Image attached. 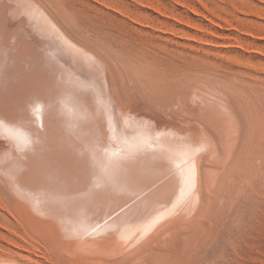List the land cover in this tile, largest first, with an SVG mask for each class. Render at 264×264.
Segmentation results:
<instances>
[{"label":"bare ground","instance_id":"obj_1","mask_svg":"<svg viewBox=\"0 0 264 264\" xmlns=\"http://www.w3.org/2000/svg\"><path fill=\"white\" fill-rule=\"evenodd\" d=\"M48 1L73 26L75 38L45 0H0V227L7 232L0 235V264H180L194 254L195 237L207 236L205 216L233 172L226 156L236 150L225 146L220 126L209 121L190 130L150 111L149 118L138 114L143 108L122 96L125 78L118 83L122 77L103 56L111 50L103 38L107 28L87 18L75 0ZM92 1L126 15L107 0ZM129 1L164 18L152 25L158 36L198 41L206 50L257 53L236 40L222 41L218 29L233 26L209 9L167 0L187 15L207 18L206 27L151 0ZM79 13L86 15L83 21ZM147 46L124 39L118 51L145 66L148 51L158 66L163 57ZM208 153L220 159L219 168L207 164ZM22 232L39 238L27 240Z\"/></svg>","mask_w":264,"mask_h":264},{"label":"rangeland","instance_id":"obj_2","mask_svg":"<svg viewBox=\"0 0 264 264\" xmlns=\"http://www.w3.org/2000/svg\"><path fill=\"white\" fill-rule=\"evenodd\" d=\"M107 1L112 6L124 11L126 15L129 14L130 17L129 15L125 17L126 15L119 14L112 7L109 9L105 8V5H99L100 3H95L92 0H75L79 10L88 14L87 18L91 17L94 22L107 28L108 36L103 38L109 41L111 50L106 55L103 54V56L108 59L113 72L122 77H117L119 79H117L118 83L122 82L121 79L125 78L124 80H126L124 81L125 84L124 82L121 83L124 101L128 98L125 102L130 106H133L134 102H136L135 104L138 103L136 105L139 107H137L138 110L143 108V110H139L140 112L138 111L139 113L136 112L138 114H143L144 111L146 114L144 113L143 115L148 117L147 113L150 111V116L153 115L155 118H159L158 120L164 119L161 121L168 124L171 123L170 125L172 126L180 124L178 126L182 129L186 125L190 130L195 127H202L200 125H203L204 121L214 123L220 126L221 130L217 132V135L220 138L223 137L225 146L230 147L228 149L231 151L236 150L232 151L230 156H226L230 154L227 149L223 151L229 160L232 157L231 160L234 167L233 172L227 175V178H229H226L227 183L218 192L217 200L214 199L215 203H212L214 205L212 206L211 204V207L208 208L212 214L209 213L205 216L206 222L209 223L207 225V234H205L207 236L204 237L203 235L204 239L202 238V240V235H199L201 236L200 238L196 236V240L193 241L192 245L194 246L192 251L194 254L190 253L191 256H188L185 260L184 258H181L182 260L178 259L176 263L264 264V129H262L264 128V0H184L202 12H207L209 9L220 14L233 28L218 29L219 38L222 41L236 40L243 45L244 50H255L257 52L255 54L247 53V50H236L228 46H223L221 49L206 50L200 46L201 44L198 41L190 42V44L176 38H167V40L166 37H162L160 34L158 36V32L152 28L153 24L160 25L161 23L162 25L165 23L161 15L151 9L138 10L129 0ZM151 1L167 11L169 9L173 13L175 11L176 15L180 17L188 16L200 25L210 26L207 18L187 15L185 10L178 5H170L171 3L167 0ZM198 1L202 2V4L200 5ZM45 3L48 9L51 8L49 10L52 13L55 14L57 12V9L49 4L48 0H45ZM133 9L135 12L132 11ZM126 10H130L133 14L135 13L134 15L138 13L140 16L137 17L141 20L134 19L132 17L133 14L129 11L127 13ZM137 10L138 12H136ZM55 16L60 19L63 27H67L72 32L71 35L73 37L77 35L71 29L73 26L60 13H56ZM85 16V14L79 13L78 18L83 21ZM155 17L157 20L154 19ZM144 19H147L145 25L142 21ZM136 24L138 25L137 27ZM181 27L184 28L179 24L177 25V28ZM241 30L252 31L255 35L254 37H248L243 35ZM79 39L83 43L82 38ZM124 39L136 44L149 45L147 48L151 52H156L163 57L161 64L158 66L151 65L153 56L152 53L149 55L148 51L149 64L147 66L149 67L140 62L138 64V61L136 62L134 58L128 55L120 56L118 49L124 46ZM173 39L179 41H173ZM174 65H176L175 68ZM214 88L215 91L213 90ZM218 89L219 91H217ZM186 94L188 95L186 96ZM130 97L132 101L135 99V101H131L132 104L131 102L129 103ZM229 102L234 105L228 104ZM139 104L141 106L143 104V106L141 107ZM229 110L232 111L229 112ZM187 111H190V116ZM252 115L254 116L252 117ZM192 116L193 119L190 118ZM229 116L233 119H228L230 118ZM239 116L240 119L238 121ZM174 118L178 119L177 122ZM192 121L196 123L194 124ZM187 122L188 124H185ZM237 132L241 133V137ZM236 137L240 138L237 139ZM2 139L0 141H3ZM219 152L221 155L220 150ZM213 154L210 153L209 155L208 153L211 158L208 157L207 164L217 169L222 162L217 157L215 158ZM1 219L0 217V223L3 221ZM6 233L0 227V235L3 236ZM27 233L29 235L23 233L25 239L36 238L32 233ZM31 235L32 237H30ZM33 241H31L32 244ZM194 258H198V260ZM193 261L195 262L193 263Z\"/></svg>","mask_w":264,"mask_h":264}]
</instances>
